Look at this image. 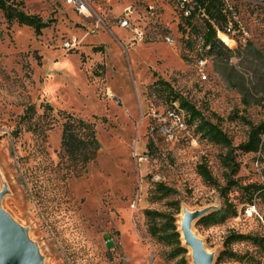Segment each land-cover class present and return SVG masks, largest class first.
Segmentation results:
<instances>
[{
	"label": "rangeland",
	"instance_id": "1",
	"mask_svg": "<svg viewBox=\"0 0 264 264\" xmlns=\"http://www.w3.org/2000/svg\"><path fill=\"white\" fill-rule=\"evenodd\" d=\"M15 1L50 23L36 35L0 11V216L34 261L192 264L191 222L213 264H264V200L248 188L264 185V160L241 148L264 123V0H223L216 34L232 31L216 50L205 16L189 20L176 0ZM63 111L95 123L100 150L83 176L61 150ZM205 122L229 141L211 140ZM150 210L176 217L180 243L164 239L166 218L150 234Z\"/></svg>",
	"mask_w": 264,
	"mask_h": 264
},
{
	"label": "trees",
	"instance_id": "2",
	"mask_svg": "<svg viewBox=\"0 0 264 264\" xmlns=\"http://www.w3.org/2000/svg\"><path fill=\"white\" fill-rule=\"evenodd\" d=\"M196 6L191 10V14L187 17L189 20L193 19L197 13H202L204 10L205 22L207 26V32L205 33V44L210 46L211 50H216L224 47V42L229 46L228 39L225 37L226 34L221 35L219 33V39L216 34V27L223 26L227 23V14L225 11V3L223 0H194ZM22 3L15 0H0V11L4 14L5 19L8 23L16 22L19 25H26L32 28L36 35H41L43 29L47 28L50 23L44 21L39 15L29 14L23 10L21 7ZM259 58L264 59V53L258 51ZM158 82H162L159 80ZM163 84H167L164 82ZM177 96L173 98L175 101ZM183 108L192 110V114L195 116L197 114L196 110L192 107H188L187 103H182ZM191 108V109H190ZM53 107L50 104L46 105V112L52 110ZM28 110H32V107ZM47 114V113H46ZM61 115L64 118L63 131H62V142L61 150L63 155L70 161L72 166L75 168L79 167L76 170V175L83 176L86 173V166L91 161L95 160L97 154L100 150V143L96 135L95 123L82 119L75 116L72 113L61 112ZM31 117L29 113L25 115L24 118ZM190 122V121H188ZM186 121V123H188ZM43 131V126H36L34 131L38 132ZM201 130L208 136L211 140L218 142H228V136L216 125L210 122H205L201 125ZM247 152H257L260 153V159L264 160V123H261L256 127L251 133L249 141L241 147ZM200 173L203 177L213 182L214 178L210 173L209 169L201 164L199 166ZM248 188H252L253 192L251 198L258 193V198L264 200V185H250ZM159 189L167 194L172 190L169 187L161 184ZM149 217V232L155 236H160V229L156 224L157 218H166L167 224L171 226L172 233L171 235H164L165 240L175 238L178 243H180V234L177 231L176 226V217L170 214H164L158 211L150 210L147 212ZM217 220L213 215L204 217L203 222L209 223L210 221ZM182 264H186V259H182Z\"/></svg>",
	"mask_w": 264,
	"mask_h": 264
},
{
	"label": "water",
	"instance_id": "3",
	"mask_svg": "<svg viewBox=\"0 0 264 264\" xmlns=\"http://www.w3.org/2000/svg\"><path fill=\"white\" fill-rule=\"evenodd\" d=\"M190 226L191 222H187L186 235L189 245L198 256L199 264H213V256L207 252L202 241L191 232ZM0 264H40L34 261V254L27 252L23 247L20 234L14 230L5 216H0Z\"/></svg>",
	"mask_w": 264,
	"mask_h": 264
},
{
	"label": "built area",
	"instance_id": "4",
	"mask_svg": "<svg viewBox=\"0 0 264 264\" xmlns=\"http://www.w3.org/2000/svg\"><path fill=\"white\" fill-rule=\"evenodd\" d=\"M178 2L179 7L181 10L189 16L191 14V10L195 8L196 2L194 0H176ZM69 3L76 5L78 7H83L81 0H69ZM203 15H204V10L202 9ZM121 24L125 27L128 25V21L126 19L121 21ZM232 31V28L229 27L226 31V34H229ZM140 38H143V35H140ZM77 46V39H73L71 41H68L65 44V47L68 49H73ZM168 116L170 120L173 123V127L181 128L184 129L186 127V122L184 117L177 111V109H171L168 112ZM163 132L166 135H170L171 129H169L167 126L164 125L163 127ZM253 210H255L254 206H251L250 208L247 209V215L251 216L253 214Z\"/></svg>",
	"mask_w": 264,
	"mask_h": 264
},
{
	"label": "bare ground",
	"instance_id": "5",
	"mask_svg": "<svg viewBox=\"0 0 264 264\" xmlns=\"http://www.w3.org/2000/svg\"><path fill=\"white\" fill-rule=\"evenodd\" d=\"M223 34H226L224 32H222ZM222 34V35H223ZM227 35V34H226ZM184 226L185 224L183 225V231H182V234L183 236H186V230L184 229ZM190 249H191V257H192V264H199V259H198V256L195 254V251L194 249L190 246ZM208 252V251H207ZM209 253V252H208Z\"/></svg>",
	"mask_w": 264,
	"mask_h": 264
}]
</instances>
